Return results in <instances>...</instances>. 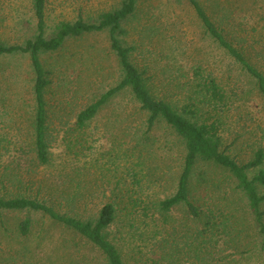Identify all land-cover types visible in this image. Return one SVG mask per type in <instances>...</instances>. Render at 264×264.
Masks as SVG:
<instances>
[{"label": "rangeland", "instance_id": "rangeland-1", "mask_svg": "<svg viewBox=\"0 0 264 264\" xmlns=\"http://www.w3.org/2000/svg\"><path fill=\"white\" fill-rule=\"evenodd\" d=\"M200 1L207 4L206 0ZM215 1L227 6V10L222 11L230 17L231 25L226 32L230 33L234 46L264 75V4L254 0ZM119 2L47 0L46 22L53 27L61 21L73 22L78 17L93 20L117 8ZM31 16V0H0V42L7 45L23 42L19 23ZM125 29L128 35L124 44L134 47L132 62L146 72L145 77L156 96L180 107L186 97L185 85L192 80L194 68L201 66L217 79L230 98L222 134L227 155L243 165L252 160L257 149L264 150V99L241 67L204 35L185 3L143 0L137 16ZM42 65L51 81L46 92L48 139L58 162L64 155L63 132L73 124L80 110L118 84L121 75L106 33L68 41L56 53L42 57ZM32 84L27 58L0 59V146L3 147L0 196L14 197L25 192L30 195L32 181L44 180L48 173L36 167L29 152ZM143 119L128 93L113 98L86 131L85 156L71 163L72 188L80 183L92 196L99 195L113 188L115 179L124 176L129 189L142 191L153 199L170 196L179 175L182 148L163 125L156 127L150 140L144 143L140 138L144 132ZM77 169L81 171L75 173ZM261 170L264 171V163L249 171L248 176L252 178ZM134 175L140 189L132 181ZM233 188L230 176L223 169L198 165L191 178L190 198L201 209L223 211L230 226L242 233L241 237L246 233L241 243L249 242L251 230L245 224L248 217L241 197ZM259 193H264V188L259 187ZM100 203V199L94 198L85 208L93 211ZM25 217V213H0V223L9 231L4 238L0 237V264H105L103 258L90 251L79 238L40 215H31L32 233L26 249L20 248L21 238L15 229ZM187 227L186 213L179 208L173 210L171 222L161 235L151 231L145 236L135 233L126 236V245L120 249L126 264H153L149 259L160 264H194L180 238ZM194 228L192 225L191 229ZM219 245L209 264L215 261L264 264L254 256L236 254L233 251L235 240L229 245Z\"/></svg>", "mask_w": 264, "mask_h": 264}, {"label": "trees", "instance_id": "trees-1", "mask_svg": "<svg viewBox=\"0 0 264 264\" xmlns=\"http://www.w3.org/2000/svg\"><path fill=\"white\" fill-rule=\"evenodd\" d=\"M142 1L120 0L117 8L93 20L78 17L73 22L61 21L49 27L46 22L47 0H31V19L19 23V32L24 34L23 42L13 45L0 42V59L25 57L28 60L33 75L29 152L33 155L36 167L48 172L44 180L38 178L32 181L33 193L30 195L25 192L14 197L0 196V213L26 214L15 229L21 238L20 248L26 249L25 245L32 233L31 215H40L79 238L90 251L98 253L105 264H126L120 250L126 245L125 237L131 233L145 236L151 231L157 236L161 235L171 222L173 210L182 208L188 227L184 228L183 233L180 232V238L194 264H209L219 244L229 245L234 240L236 245L233 251L236 254H248L264 263V193H259V187L264 188V171H259L252 178L248 176L249 171L263 165L264 150L257 149L252 160L243 165L227 155L222 134L225 127L224 113L229 107L230 98L223 92L217 79L207 74L201 66L194 68L192 80L185 85L186 97L180 107L153 93L145 77L146 72L132 62L134 47L124 44L128 35L125 27L137 16ZM213 1L206 0L205 5L200 0H175L177 4L185 3L189 7L204 35L241 67L254 81L258 94L264 99V75L247 61L234 46L230 33L226 32L231 25L230 17L222 10H227V6ZM254 1L264 4V0ZM214 9L218 12H214ZM100 33L107 34L110 51L121 75L120 81L78 112L73 124L63 132L64 155L57 162L48 139L46 92L51 81L42 65V57L56 53L68 41ZM123 93L131 96L138 112L144 116V132L140 135L144 143L150 140L149 136L156 127L163 125L182 148L179 175L170 196L153 199L142 191L129 189L124 176L123 179H115L113 188L99 195L92 196L81 188L80 183L72 188L71 163L85 156L86 131L100 111ZM86 148L89 150V147ZM1 150L3 147L0 146ZM198 165L216 166L230 176L233 190L244 204L243 211L248 217L245 224L251 230L249 242L243 240L245 246L241 242L246 233L241 237L242 233L230 226L223 211L201 209L191 201L189 188ZM83 168H86L85 165ZM80 171L77 169L75 173ZM135 177H132V181L140 189ZM94 198L100 199V205L93 211L86 210V204ZM0 224V237L4 238L9 231L2 222ZM192 225H195L193 230ZM149 260L153 264H160L155 259Z\"/></svg>", "mask_w": 264, "mask_h": 264}]
</instances>
